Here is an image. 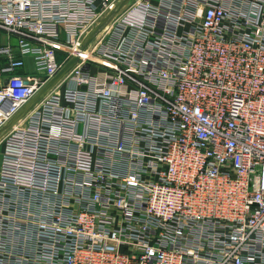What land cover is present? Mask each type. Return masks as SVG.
I'll return each instance as SVG.
<instances>
[{"label": "built area", "instance_id": "1", "mask_svg": "<svg viewBox=\"0 0 264 264\" xmlns=\"http://www.w3.org/2000/svg\"><path fill=\"white\" fill-rule=\"evenodd\" d=\"M122 1L0 0V129L77 57L0 135V264H264V0Z\"/></svg>", "mask_w": 264, "mask_h": 264}, {"label": "water", "instance_id": "2", "mask_svg": "<svg viewBox=\"0 0 264 264\" xmlns=\"http://www.w3.org/2000/svg\"><path fill=\"white\" fill-rule=\"evenodd\" d=\"M127 0H123L118 7H121ZM99 27H96L88 36L89 40L94 33L97 32ZM77 57H72L57 73V75L50 80V82L44 86L33 98L32 100L26 105L24 106L15 116H13V118H11L7 124L5 126H3L0 129V135L3 134L4 132H6V130L13 124L15 123L25 112H27L35 103H37L40 98L46 93V91L58 80L60 79L67 71L70 70V68L74 65V63L76 62Z\"/></svg>", "mask_w": 264, "mask_h": 264}, {"label": "rangeland", "instance_id": "3", "mask_svg": "<svg viewBox=\"0 0 264 264\" xmlns=\"http://www.w3.org/2000/svg\"><path fill=\"white\" fill-rule=\"evenodd\" d=\"M14 41H15V40H14ZM61 58H62V55L58 54V59L60 60ZM26 201H27V200H26ZM15 204H16V201H14V200H11V201H10V206H11V208H12L13 210H15L16 207H17ZM25 205H26V206H29V205H28V202H26ZM30 207H31L30 209L33 208V206H30ZM12 217H15V216L12 215ZM10 224H12V225H11L10 229L7 231V236L9 235V236H13V237H14V235H13L14 230H13V229H14V228H16V229H20V228H19V226H17V223H15L13 219L11 220ZM13 224H14V225H13ZM4 235H6V234H4Z\"/></svg>", "mask_w": 264, "mask_h": 264}, {"label": "bare ground", "instance_id": "4", "mask_svg": "<svg viewBox=\"0 0 264 264\" xmlns=\"http://www.w3.org/2000/svg\"><path fill=\"white\" fill-rule=\"evenodd\" d=\"M1 137V136H0Z\"/></svg>", "mask_w": 264, "mask_h": 264}]
</instances>
